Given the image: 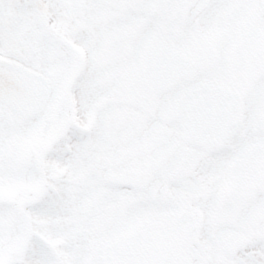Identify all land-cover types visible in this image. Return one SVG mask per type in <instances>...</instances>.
<instances>
[{
  "label": "snow or ice",
  "instance_id": "snow-or-ice-1",
  "mask_svg": "<svg viewBox=\"0 0 264 264\" xmlns=\"http://www.w3.org/2000/svg\"><path fill=\"white\" fill-rule=\"evenodd\" d=\"M0 264H264V0H0Z\"/></svg>",
  "mask_w": 264,
  "mask_h": 264
}]
</instances>
